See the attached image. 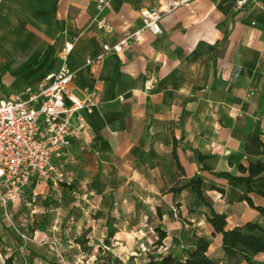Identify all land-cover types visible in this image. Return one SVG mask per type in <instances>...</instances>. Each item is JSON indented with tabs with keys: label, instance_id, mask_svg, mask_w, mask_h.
<instances>
[{
	"label": "crops",
	"instance_id": "obj_1",
	"mask_svg": "<svg viewBox=\"0 0 264 264\" xmlns=\"http://www.w3.org/2000/svg\"><path fill=\"white\" fill-rule=\"evenodd\" d=\"M111 1L101 16L114 28L109 34L92 25L98 0H0V92L13 96L57 73L66 43L75 42L68 57L77 71L72 91L79 98L96 91L99 103L88 116L92 135L75 141L68 167L81 164L80 171L93 177L125 163L134 164V179L143 167L158 181L200 176L211 185L209 203L227 215L228 230L263 224V216L240 200L246 186L202 171L196 152L209 157L205 164L213 171L235 176L242 175L240 165L264 162V156H247L242 148L258 126L264 133V0H248L240 10L239 0H194L163 18L161 35L146 32L131 49L87 66L103 45L143 27V9L163 4ZM253 189L264 192V175ZM192 195L194 202L185 208L188 223L172 238L205 236L211 240L209 256L226 263L222 235L214 234L208 209ZM250 196L264 206L262 196ZM254 262L264 264V255Z\"/></svg>",
	"mask_w": 264,
	"mask_h": 264
},
{
	"label": "rangeland",
	"instance_id": "obj_2",
	"mask_svg": "<svg viewBox=\"0 0 264 264\" xmlns=\"http://www.w3.org/2000/svg\"><path fill=\"white\" fill-rule=\"evenodd\" d=\"M108 167L104 176L93 177L80 171L81 164L71 165L67 168L71 186L63 184L59 191L38 189L39 200L30 209L21 202L16 223L32 240L23 242L2 220L0 264L8 257L15 264H108L109 253L118 258V264H148L151 257L167 253L179 225L188 223L185 208L194 202L191 190L172 191L188 181L154 180L146 167L134 179V164ZM73 169L78 172L75 176ZM206 187L207 192L211 185ZM34 208L39 211L35 222H24L20 216L30 219ZM110 216L117 234L107 247ZM158 229L168 234L163 245L158 244ZM81 239L83 245L78 242Z\"/></svg>",
	"mask_w": 264,
	"mask_h": 264
},
{
	"label": "built area",
	"instance_id": "obj_3",
	"mask_svg": "<svg viewBox=\"0 0 264 264\" xmlns=\"http://www.w3.org/2000/svg\"><path fill=\"white\" fill-rule=\"evenodd\" d=\"M193 1L163 0L160 9H143L142 28L127 33L116 43L103 45L98 55L87 58L86 65H102L107 58L124 53L141 43L146 32L161 35L163 18L182 6L189 7ZM247 4L248 0H239L237 9ZM111 7V0H98V17L92 23L97 30L109 34L114 28L101 16ZM74 47L75 42L66 43L60 70L36 86H28L13 96L0 92V222L7 221L26 243L32 238L18 229L16 216L22 213L18 211L19 204L35 207L39 186L53 191H59L63 184L71 186L73 179L67 167L74 158V143L85 134L92 135L88 116L98 107L99 94L86 90L84 98H79L72 91L77 71L70 67L68 57ZM38 214L34 208L30 219L20 217L34 223Z\"/></svg>",
	"mask_w": 264,
	"mask_h": 264
},
{
	"label": "trees",
	"instance_id": "obj_4",
	"mask_svg": "<svg viewBox=\"0 0 264 264\" xmlns=\"http://www.w3.org/2000/svg\"><path fill=\"white\" fill-rule=\"evenodd\" d=\"M242 148L247 156L260 158L264 156V133L260 126L246 135ZM198 164L202 171L209 172L219 179L232 180L239 185L246 186L247 193L240 197L241 201H246L256 209L264 218V206H256L251 198V194H258L264 198V192L255 191L253 184L262 179L264 175V162L258 160L252 161L246 167L239 166L242 175L235 176L229 172H216L210 169L205 161L209 158L200 152H196ZM206 183L200 176H196L189 180L179 189H173L172 192L181 193L190 189L197 196L199 201L208 209V222L213 228L214 234H220L223 238V249L227 258L226 263H221L209 256L211 240L205 236H187L182 234L180 237L173 238V245L168 248L167 253L158 254L151 257L148 264H232L233 262L244 261L247 264H256L254 258L257 255H264V223H248L242 227H236L228 230V217L226 214L218 213L213 205L206 198ZM222 193L223 189L213 187ZM113 217L108 218V234L106 236V246L111 247V240L116 236L117 230L113 225ZM159 245L168 238L165 230L158 229ZM80 242L83 245V239ZM108 264H118V258L112 254H108ZM4 264H15L13 257H8Z\"/></svg>",
	"mask_w": 264,
	"mask_h": 264
}]
</instances>
